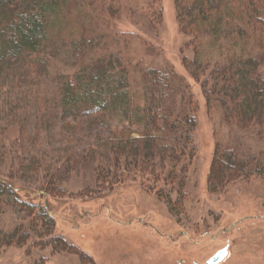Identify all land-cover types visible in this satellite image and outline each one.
<instances>
[{"label":"rangeland","instance_id":"374dc122","mask_svg":"<svg viewBox=\"0 0 264 264\" xmlns=\"http://www.w3.org/2000/svg\"><path fill=\"white\" fill-rule=\"evenodd\" d=\"M74 2L68 6L69 25L78 37L92 39L96 45L83 50L85 55H77L78 41L74 48L61 46L53 56L49 49L40 54L48 62L46 87L41 85L39 91L47 93L50 124L40 125L39 112L31 106L20 108L4 122L8 126L0 134V143L8 158L0 165V179L12 191H0V232L29 225L31 215L23 201L43 206L54 219V233L88 255L93 264H206L225 246L227 255L219 264H264V128L240 129L225 122L214 102L208 108L203 94V87L205 91L215 86L209 72L227 66L238 54L237 47L230 48L227 38L213 43L208 35L196 37L191 44L193 36L179 30L174 0H85L78 12L70 10ZM257 33L250 31L247 36L254 38ZM258 36H263L264 45V32ZM197 47L204 66L199 81L182 64L183 57L195 58ZM250 51L260 59L257 73L264 79V48ZM109 54L121 59L135 101L141 105L140 79L145 69H171L188 84L196 126L187 149L190 157L182 158L188 159L183 174L178 171L167 180L165 175L126 179L110 191H98L99 164L83 159L78 151L113 133L136 136V128L109 112L61 117L55 78L74 80L79 63ZM231 151L256 159L252 168L237 170L227 164ZM12 156L39 160L48 176L44 178L42 171L17 172L18 160ZM213 159L214 169L221 171L210 170ZM66 160L75 162L67 172L59 171L61 178L54 184L63 194L53 195L45 190L50 187V168ZM30 240L22 246H1L0 264H84L78 255L53 252L34 237Z\"/></svg>","mask_w":264,"mask_h":264},{"label":"trees","instance_id":"16d2710c","mask_svg":"<svg viewBox=\"0 0 264 264\" xmlns=\"http://www.w3.org/2000/svg\"><path fill=\"white\" fill-rule=\"evenodd\" d=\"M71 1L0 0V134L8 126L4 123L6 119L27 106L37 108L42 121L40 125L51 123L47 115V93L39 91L48 75L47 59L40 55L44 50L49 49L50 56H53L61 46L69 44L74 48L78 41L76 53L85 55L83 50L89 51L96 45L92 39L84 41L83 37H78V31L69 25L67 11ZM84 4L85 0H75L70 10L78 12ZM174 6L179 30L193 36L191 44L196 37L208 35L213 43L227 38L229 47H237L239 51L232 55L227 66L215 67L209 72L215 86L207 87L205 91L203 87L208 108L211 107L210 102H214V107L221 110L223 120L235 123L240 129L264 128V79L257 73L260 59L252 56L250 51L264 48L263 36H258L264 32V0H174ZM66 31L68 35L65 37ZM250 31H258L256 37H248ZM198 55L197 47L195 58H182L185 70L195 81L200 80L204 71ZM62 80L64 82L60 83ZM140 82L143 86L142 105L135 101L132 84L121 59L113 54L86 58L78 64L74 80L64 76L55 78L58 103L63 113L61 117L77 112L85 115L109 112L136 128V136L129 132L113 133L112 137L100 139L93 147L78 151L83 159L99 164L98 191H110L126 179L141 181L147 176L158 179L165 175L163 177L167 180L178 171L183 174L187 168L185 161L188 159L183 161L182 158L185 155L190 157L187 149L192 145V132L196 126L188 84L171 69H145ZM46 128L48 135L50 126ZM1 145L0 165L8 158L5 147ZM11 158L18 160L17 172L38 174L42 171L44 178L48 176L37 159ZM226 158V163L237 170L252 168L253 160H256L253 157L242 158L232 151ZM74 162L66 160L57 167L55 163L50 168V187L45 190L61 195V190L54 183L61 178L59 171L67 172ZM215 162L213 159L210 170L221 171V168L214 169ZM258 164L255 163V168L259 167ZM248 172L252 174V171ZM254 172L256 175L259 173ZM0 191L11 192L12 187L0 179ZM22 203L31 215L29 225L26 228L18 226L11 233L0 232V247L22 246L34 237L53 252L75 254L81 263L93 264L88 255L54 233V219L43 206Z\"/></svg>","mask_w":264,"mask_h":264},{"label":"water","instance_id":"95a60500","mask_svg":"<svg viewBox=\"0 0 264 264\" xmlns=\"http://www.w3.org/2000/svg\"><path fill=\"white\" fill-rule=\"evenodd\" d=\"M226 255H227V247L225 246L217 250L205 263L218 264L225 258Z\"/></svg>","mask_w":264,"mask_h":264}]
</instances>
